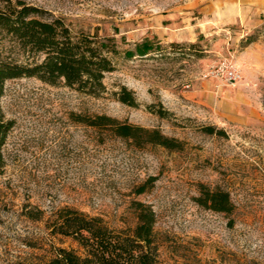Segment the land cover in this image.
<instances>
[{
	"label": "rangeland",
	"instance_id": "1",
	"mask_svg": "<svg viewBox=\"0 0 264 264\" xmlns=\"http://www.w3.org/2000/svg\"><path fill=\"white\" fill-rule=\"evenodd\" d=\"M11 1L61 17L73 32L112 38L119 53L97 97L33 78L4 84L0 107L14 127L0 174V264H45L57 248L82 255L72 238L51 234L49 219L63 208L131 233L133 201L154 212L156 264H264V8L257 0ZM228 1L253 8L235 14ZM188 32L192 42L179 41ZM146 41L157 50L124 56ZM1 52L16 58L7 45ZM220 59L241 71L234 86L207 76ZM122 88L135 106L119 101ZM71 114L157 129L182 149L137 148ZM200 186L227 192L231 213L199 206Z\"/></svg>",
	"mask_w": 264,
	"mask_h": 264
},
{
	"label": "trees",
	"instance_id": "2",
	"mask_svg": "<svg viewBox=\"0 0 264 264\" xmlns=\"http://www.w3.org/2000/svg\"><path fill=\"white\" fill-rule=\"evenodd\" d=\"M9 46L16 58L2 56L1 50ZM157 50V46L143 42L135 51L125 50L124 56H145ZM112 38L97 33L73 32L63 18L22 1L0 0V98L7 81L33 78L41 83L58 86L97 97L104 93V75L115 70L112 58L118 55ZM119 101L135 106L130 92L124 88ZM74 123L98 130L113 138L130 142L141 148L156 145L166 150H181L182 144L164 136L157 129L120 122L106 115L86 116L71 114ZM14 127V122L5 118L0 107V174L5 167L3 147ZM213 134V128H205ZM221 133V132H218ZM155 181L151 177L139 185L136 195L147 190ZM196 203L210 211L230 214L233 206L227 192L208 190L200 186ZM136 225L131 233L109 228L99 217L63 208L49 219L51 234L72 238L82 249L77 255L71 250L57 248L53 257L45 264H156L157 245L153 226L155 216L152 209L138 201L132 202ZM41 212L28 211L30 219L39 220Z\"/></svg>",
	"mask_w": 264,
	"mask_h": 264
},
{
	"label": "built area",
	"instance_id": "3",
	"mask_svg": "<svg viewBox=\"0 0 264 264\" xmlns=\"http://www.w3.org/2000/svg\"><path fill=\"white\" fill-rule=\"evenodd\" d=\"M208 77L221 81L226 86H234L241 80V71L228 59H220L207 73Z\"/></svg>",
	"mask_w": 264,
	"mask_h": 264
},
{
	"label": "crops",
	"instance_id": "4",
	"mask_svg": "<svg viewBox=\"0 0 264 264\" xmlns=\"http://www.w3.org/2000/svg\"><path fill=\"white\" fill-rule=\"evenodd\" d=\"M232 1V0H230ZM264 0H257L256 3L257 4V7H260V8H264ZM230 7V10L234 11L235 14H247L248 12H250L252 10V6H250L249 3H244V5L242 7H233V5L228 1L227 3ZM249 4V5H248ZM248 5V6H246ZM193 32H188L185 36V38H183V40H179V41H186V42H192V40L194 39L193 37H195V34H192ZM159 39V38H158ZM174 40H170V42H173Z\"/></svg>",
	"mask_w": 264,
	"mask_h": 264
}]
</instances>
